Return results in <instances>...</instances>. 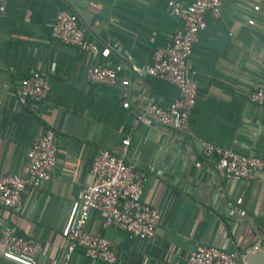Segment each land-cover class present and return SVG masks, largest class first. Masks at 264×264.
<instances>
[{"label": "crops", "instance_id": "0c3cea01", "mask_svg": "<svg viewBox=\"0 0 264 264\" xmlns=\"http://www.w3.org/2000/svg\"><path fill=\"white\" fill-rule=\"evenodd\" d=\"M59 8L57 0L0 4V176H26L28 151L45 130L55 132L57 144L51 181L26 190L21 210L0 211V218L41 243V262L62 264L82 190L93 182L94 155L100 148L119 154L129 138L127 160L153 170L143 200L160 211L161 221L153 240L139 241L104 227L92 212L87 232L113 244L115 264H187L197 245L234 250L238 264L264 253V173L226 182L200 149L205 141L264 160V107L248 100L264 88V0H222L221 17H206L188 63L198 85L189 117L194 137L136 120L150 101L168 108L178 97L174 85L136 73L182 27L166 0H72L85 38L99 47L95 63L121 64L118 81L130 80L129 87L87 81L91 57L51 36ZM32 74L46 76L49 87L37 107L16 95L17 84ZM257 245L259 251H252ZM0 264L25 263L0 247ZM70 264L103 263L77 251Z\"/></svg>", "mask_w": 264, "mask_h": 264}, {"label": "built area", "instance_id": "2783aa9c", "mask_svg": "<svg viewBox=\"0 0 264 264\" xmlns=\"http://www.w3.org/2000/svg\"><path fill=\"white\" fill-rule=\"evenodd\" d=\"M5 1L0 0V4ZM57 1L60 8L51 26V36L91 57L87 81L106 87L118 83L122 87L131 86L130 80L118 81L119 74L123 72L121 64L103 66L95 63L99 47L85 38L71 11L72 0ZM166 3L173 18L180 21L182 27L173 33L166 45L157 47L150 61L137 68L136 73L139 78L148 76L174 85L178 97L168 108L150 101L145 110L137 113L136 120L147 127L157 125L194 137L189 130V117L196 104L198 85L189 76L188 63L201 32L206 28V17L215 20L221 17L222 0H192L188 5L180 0H166ZM48 93L47 78L41 74L26 76L16 86L17 97L23 102L30 101L35 107L44 103ZM248 100L251 104L264 107V88L253 90ZM129 107L128 102L123 104V108ZM129 146L130 139L127 138L122 141L119 154L100 148L94 155L89 168L93 182L82 190L77 219L66 233L62 264H70L77 251H82L91 261L103 264L117 262L113 244L101 235L87 232L92 212L100 214L104 227L114 228L130 238L139 241L155 238L161 213L143 200L153 170L141 171L135 162L128 161ZM200 149L204 159L214 160L216 171L226 182L247 181L253 178L255 172L264 173V160L261 158L242 156L205 141L200 142ZM28 163L26 176H0V211L21 210L22 195L26 190H40L51 181L57 164L56 135L53 130H45L32 143ZM0 247L25 264H46L39 260L41 243L20 236L2 218ZM252 251H259V246H254ZM238 261L239 256L234 250L206 245H197L187 257V264H238Z\"/></svg>", "mask_w": 264, "mask_h": 264}, {"label": "water", "instance_id": "95a60500", "mask_svg": "<svg viewBox=\"0 0 264 264\" xmlns=\"http://www.w3.org/2000/svg\"><path fill=\"white\" fill-rule=\"evenodd\" d=\"M244 264H264V253L256 252L246 255Z\"/></svg>", "mask_w": 264, "mask_h": 264}]
</instances>
